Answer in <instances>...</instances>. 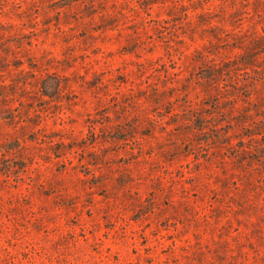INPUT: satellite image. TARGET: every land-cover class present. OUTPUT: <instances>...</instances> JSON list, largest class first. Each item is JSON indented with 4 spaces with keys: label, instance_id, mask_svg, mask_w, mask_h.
Listing matches in <instances>:
<instances>
[{
    "label": "rangeland",
    "instance_id": "374dc122",
    "mask_svg": "<svg viewBox=\"0 0 264 264\" xmlns=\"http://www.w3.org/2000/svg\"><path fill=\"white\" fill-rule=\"evenodd\" d=\"M0 264H264V0H0Z\"/></svg>",
    "mask_w": 264,
    "mask_h": 264
}]
</instances>
